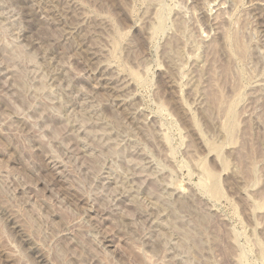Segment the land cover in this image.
<instances>
[{
	"label": "rangeland",
	"instance_id": "374dc122",
	"mask_svg": "<svg viewBox=\"0 0 264 264\" xmlns=\"http://www.w3.org/2000/svg\"><path fill=\"white\" fill-rule=\"evenodd\" d=\"M0 264H264V0H0Z\"/></svg>",
	"mask_w": 264,
	"mask_h": 264
}]
</instances>
